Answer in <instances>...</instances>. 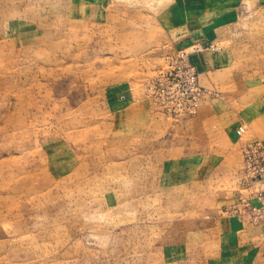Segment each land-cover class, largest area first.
<instances>
[{
  "label": "rangeland",
  "instance_id": "obj_1",
  "mask_svg": "<svg viewBox=\"0 0 264 264\" xmlns=\"http://www.w3.org/2000/svg\"><path fill=\"white\" fill-rule=\"evenodd\" d=\"M201 38L206 99L170 117L146 84ZM253 138L264 0H0V264H264L222 217Z\"/></svg>",
  "mask_w": 264,
  "mask_h": 264
},
{
  "label": "built area",
  "instance_id": "obj_2",
  "mask_svg": "<svg viewBox=\"0 0 264 264\" xmlns=\"http://www.w3.org/2000/svg\"><path fill=\"white\" fill-rule=\"evenodd\" d=\"M216 50L214 43L200 44L190 48H177L166 57L147 82V93L157 108L173 118L194 116L198 113L207 95L202 85L198 67L192 61V54L205 49ZM246 131L239 125L237 134ZM243 172L236 190L238 202L228 207L242 223L264 225V139L253 138L241 148Z\"/></svg>",
  "mask_w": 264,
  "mask_h": 264
},
{
  "label": "crops",
  "instance_id": "obj_3",
  "mask_svg": "<svg viewBox=\"0 0 264 264\" xmlns=\"http://www.w3.org/2000/svg\"><path fill=\"white\" fill-rule=\"evenodd\" d=\"M198 44L202 45V46H208L209 44L211 43H214L213 40L211 39H207V38H201L198 40L197 42ZM193 44V43H192ZM193 46V45H192ZM180 48V47H179ZM183 48V47H181ZM207 52H208V49H205L201 52H196V53H193L191 58H192V61L193 63L198 67L199 70H205L206 69V60H207ZM205 59V60H204ZM204 60V61H203ZM201 80V79H200ZM206 99V98H205ZM205 101V100H204ZM203 101V103H204ZM202 103V104H203ZM202 106V105H201ZM201 108V107H200ZM200 110V109H199ZM239 126V125H238ZM237 129V128H236ZM236 202H238V196L237 195H233V198H232V204H235ZM222 217H225L226 218V222H231L233 225V230H236L237 228L239 229L237 231V234L240 233V228L242 226V222L241 220H239V218L236 216V215H233V214H228V215H224Z\"/></svg>",
  "mask_w": 264,
  "mask_h": 264
}]
</instances>
